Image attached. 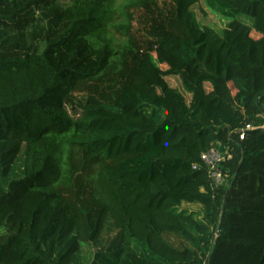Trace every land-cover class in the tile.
Here are the masks:
<instances>
[{"label": "trees", "instance_id": "16d2710c", "mask_svg": "<svg viewBox=\"0 0 264 264\" xmlns=\"http://www.w3.org/2000/svg\"><path fill=\"white\" fill-rule=\"evenodd\" d=\"M0 264H264V0H0Z\"/></svg>", "mask_w": 264, "mask_h": 264}, {"label": "built area", "instance_id": "2783aa9c", "mask_svg": "<svg viewBox=\"0 0 264 264\" xmlns=\"http://www.w3.org/2000/svg\"><path fill=\"white\" fill-rule=\"evenodd\" d=\"M252 130L251 126L246 128V131ZM245 132L241 133V139H244ZM228 155H223L218 149H212L209 153L202 156V160L210 167L212 171V176L217 184L222 181V174L218 171V165L223 162Z\"/></svg>", "mask_w": 264, "mask_h": 264}, {"label": "rangeland", "instance_id": "374dc122", "mask_svg": "<svg viewBox=\"0 0 264 264\" xmlns=\"http://www.w3.org/2000/svg\"><path fill=\"white\" fill-rule=\"evenodd\" d=\"M58 2L62 6H68L71 4V0H58ZM122 3H123V0H120V4H122ZM199 16H200V14H199ZM200 18H201V16H200ZM205 23L216 25L218 28H224L227 26L228 21L224 20L223 18H221L217 15H213V14L209 13V16H208ZM226 150H228V149L225 148V149H223L222 152L220 151V153L224 155L226 153Z\"/></svg>", "mask_w": 264, "mask_h": 264}]
</instances>
